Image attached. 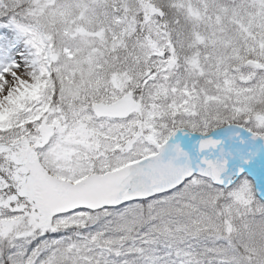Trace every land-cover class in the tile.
I'll return each mask as SVG.
<instances>
[{
    "label": "snow or ice",
    "instance_id": "obj_1",
    "mask_svg": "<svg viewBox=\"0 0 264 264\" xmlns=\"http://www.w3.org/2000/svg\"><path fill=\"white\" fill-rule=\"evenodd\" d=\"M0 264H264V0H0Z\"/></svg>",
    "mask_w": 264,
    "mask_h": 264
}]
</instances>
